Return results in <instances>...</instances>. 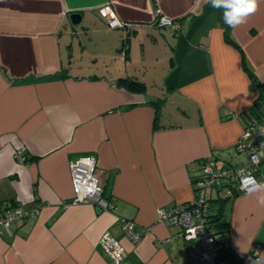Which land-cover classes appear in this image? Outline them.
Listing matches in <instances>:
<instances>
[{
	"label": "crops",
	"instance_id": "0c3cea01",
	"mask_svg": "<svg viewBox=\"0 0 264 264\" xmlns=\"http://www.w3.org/2000/svg\"><path fill=\"white\" fill-rule=\"evenodd\" d=\"M104 5L126 26L107 28ZM156 14L179 28L159 26ZM126 77L145 88L128 89ZM259 119L264 0L235 29L207 0H0V201L38 209L0 233V264H105L104 232L120 241L124 264H186L179 228L157 222L156 210L192 200L206 159L245 166L233 147ZM16 150L36 158L17 162ZM82 155L96 158L111 208L71 202L69 162ZM208 194L235 262L264 264L258 194ZM122 220L140 230L137 242L120 231Z\"/></svg>",
	"mask_w": 264,
	"mask_h": 264
},
{
	"label": "built area",
	"instance_id": "2783aa9c",
	"mask_svg": "<svg viewBox=\"0 0 264 264\" xmlns=\"http://www.w3.org/2000/svg\"><path fill=\"white\" fill-rule=\"evenodd\" d=\"M105 17V25L109 29L122 28L126 23L116 18L109 5L99 9ZM156 23L173 30L179 24L170 18L156 14ZM233 147L244 153L247 164L245 166L221 165L217 166L214 160L206 159L200 164V173L194 181V196L186 204L172 208L160 207L156 210V220L169 226H176L185 243L187 255L186 264H236L225 258L223 253L225 244L216 234L213 218L209 208V194L211 189H223L221 198L233 197L234 191L248 194L249 190L260 183L258 171L262 164L261 154L264 152V119L249 122L243 128ZM13 158L17 162H24L25 156L16 150ZM97 161L92 155H82L70 160L69 172L73 192L71 202H85L94 204L98 209H109L112 204L102 195V188L96 179ZM38 209H26L17 205L7 207L0 205V233L8 230L13 222L19 219L35 218ZM120 231L135 243L141 232L133 222L122 220ZM98 246L109 260L105 264H124L123 247L118 239L104 232L98 239ZM250 256L256 262H262L257 248L253 247Z\"/></svg>",
	"mask_w": 264,
	"mask_h": 264
},
{
	"label": "clouds",
	"instance_id": "9594fccd",
	"mask_svg": "<svg viewBox=\"0 0 264 264\" xmlns=\"http://www.w3.org/2000/svg\"><path fill=\"white\" fill-rule=\"evenodd\" d=\"M214 9L222 10L224 24L235 29L255 14L262 0H207ZM249 195L258 194L257 202L264 206V183H258L249 190Z\"/></svg>",
	"mask_w": 264,
	"mask_h": 264
},
{
	"label": "trees",
	"instance_id": "16d2710c",
	"mask_svg": "<svg viewBox=\"0 0 264 264\" xmlns=\"http://www.w3.org/2000/svg\"><path fill=\"white\" fill-rule=\"evenodd\" d=\"M225 39H226L227 42H231L229 40V38H228V35H226V34H225ZM127 45H128V40L126 38L122 42V47H121V49H124L125 52H127ZM241 64L243 65L244 70L247 72V74H248L247 76H249V78H250V86H251V88H253L254 86L258 85L259 82L257 81L256 77L247 69V67L245 66V64H243V63H241ZM119 81L120 82L123 81L124 84L126 82V85H127L128 89L133 90V91H136V92L142 91L145 88L144 87V84L142 82H139V81H137V80H135L133 78H129V77L121 78ZM161 102H162L161 100H157V101L152 102V104L155 107L154 125L156 124V121H157V117H158L157 114H159L158 112H159V107H160V103ZM35 158L36 157H26V155H25V161L24 162L33 161V160H35ZM2 204L4 206H7V207H13V206H17L18 205L17 203H15L13 201H11V204L10 205L6 204L3 201H0V205H2ZM218 213L219 212L216 211L213 215L211 214V216L213 218V221L212 222H214V227H215V230L217 232L216 234H218L220 236V238H222V241L225 244L224 245L225 246V249H224L223 253L225 255V258H229V259L232 258L230 260L232 262L238 264L239 261H236L235 262V258L233 256V253L230 251V248H228L226 246V242H227V234L226 233H228V232H227V230L222 229L223 223L222 224H219V222H218L219 221Z\"/></svg>",
	"mask_w": 264,
	"mask_h": 264
},
{
	"label": "water",
	"instance_id": "95a60500",
	"mask_svg": "<svg viewBox=\"0 0 264 264\" xmlns=\"http://www.w3.org/2000/svg\"><path fill=\"white\" fill-rule=\"evenodd\" d=\"M72 24H77L80 21V15L78 13H74L70 16Z\"/></svg>",
	"mask_w": 264,
	"mask_h": 264
}]
</instances>
